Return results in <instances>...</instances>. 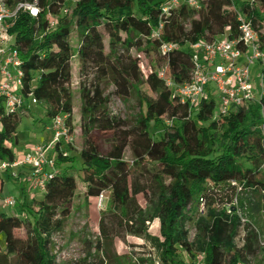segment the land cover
<instances>
[{"label":"trees","instance_id":"trees-1","mask_svg":"<svg viewBox=\"0 0 264 264\" xmlns=\"http://www.w3.org/2000/svg\"><path fill=\"white\" fill-rule=\"evenodd\" d=\"M167 1L76 0L68 14L62 12L70 6L67 0H40L41 12L37 17L19 13L9 32L14 36L22 60L25 101L17 110L8 112L0 99V160L15 157L12 143L16 142L19 122L29 112L31 98L42 107L47 119L65 115L71 134L75 56L82 80L88 76L94 80L95 76L111 75L116 92L126 97L131 89L135 90L141 70L138 60L130 55L119 64L111 61L110 54H115L119 47L127 51L132 47H147L159 52L161 42L176 43V48L159 55L162 63L167 62V74L181 83L191 77L190 45L223 36L237 38L238 14L250 22L264 46V0H240L239 8L231 6L232 0H199L197 9L182 4L164 15L162 7ZM50 16L55 18L53 26ZM159 20H163L160 39L151 35ZM105 37L110 50L104 56V64L89 65L94 55L103 56ZM157 68L145 74L155 97H142L145 110L137 117L136 126L123 131L106 153L91 140V130L98 127L115 131L122 123L109 115V98L101 89L94 87V82L89 83L92 90L83 84L81 128L85 140L78 153L79 160L67 151L72 143L62 142L64 147L55 144L50 151L55 167L49 171L39 197L31 203L29 197L36 195L29 194L22 186L17 198L19 210L0 211V234L4 235L0 264H57L51 237L63 228L71 212L77 181L70 170L75 164L86 186L85 196H99L109 191L111 204L122 216H130L139 225L132 234L141 236L146 221H158L157 236L153 239L163 264H186L185 257L193 258L199 250L205 253L209 264H235L246 256L255 258L264 249L259 246L255 230L247 227L245 244L237 248L235 241L241 231L239 217L217 206L234 193H264L261 104L250 101L224 116L215 112L216 100L212 97L192 107L172 97ZM261 101L264 102V97ZM164 117H168L169 124L163 123ZM151 126L162 128L154 130ZM127 147L131 152L130 162L124 158ZM144 161L153 164L148 170L146 185L135 179L130 182L132 166L137 167ZM20 175L18 171L16 176L10 171L8 174L16 181ZM4 182L0 177V189ZM237 187H240L238 192ZM138 193L148 196L147 209L137 205ZM237 199L243 207V197L237 196ZM201 200L206 203L207 211L196 223L195 238L189 240V227ZM22 228L24 233L17 234ZM200 239L202 246L197 248ZM140 261L146 262L148 258Z\"/></svg>","mask_w":264,"mask_h":264},{"label":"rangeland","instance_id":"rangeland-1","mask_svg":"<svg viewBox=\"0 0 264 264\" xmlns=\"http://www.w3.org/2000/svg\"><path fill=\"white\" fill-rule=\"evenodd\" d=\"M76 0H67L68 14H70L72 7ZM240 7V0H232L231 6ZM147 47H132L128 51L123 47L117 48L115 54H110L111 61L116 64L125 60L127 55L132 59H137L140 64V77L139 81L134 84L135 90L131 89L130 94L122 97L116 92L115 84L111 75L88 76L82 80L77 72L78 59L77 56L72 61V80L71 90L73 93V112H72V144L68 148V153L74 155L78 159V153L84 146L85 135L81 128V89L85 83L88 88L89 83H93L94 87H99L103 95L109 98L107 107L109 115L118 118L122 125L115 131H108L105 129L94 128L90 132V138L93 140L102 153H106L111 148V143L116 140L123 131L132 130L137 122L136 119L143 113L145 106L143 104V96L155 97V93L151 91L145 81V74L151 68H157L162 64L158 50L148 49ZM110 47L108 39L105 37L103 56L94 55L89 61V65H96V63L104 64V56L109 53ZM253 75L255 76L256 68L253 67ZM253 83L256 86L259 81L255 77ZM93 88H91L92 90ZM215 100L217 96L215 95ZM32 113V115L29 114ZM29 112L23 116L17 126L16 142L12 143L14 153L19 156L32 150L35 145H47L52 138L51 119L44 116L42 107L38 104H32L29 107ZM217 112V105L215 107ZM163 123L169 124L168 117L162 119ZM150 125H153L152 123ZM154 130L161 129L162 127L151 126ZM64 147V144L61 145ZM124 158L127 161H132L131 152L127 147L124 152ZM79 160V159H78ZM153 164L144 161L138 164L137 167L133 165V172L129 177V181L137 180L141 185H146L149 176L148 170L151 169ZM77 181V188L71 201V212L66 218L63 228L52 234L51 240L53 241L52 253L55 255L57 264H163L159 258V251L156 246L154 237L157 236L158 221H146L142 226L143 234L136 236L132 234V230L138 229L139 225L130 216H122L119 209L111 204V194L109 191L102 192L99 196H85V183L82 180L81 172L78 169V164L70 170ZM2 176L5 184L0 189V203L9 194L19 197L16 191L18 181L8 176L9 171L3 170ZM168 183L169 178H165ZM19 187V186H18ZM236 192L237 189L235 190ZM147 195L150 196L149 190ZM148 196L143 193H138L135 196L136 203L143 209L148 208ZM243 197V213L249 218L260 231L264 232V193L257 192L254 194H239ZM39 195L29 197V201L35 200ZM11 209L18 211L16 205L13 208L4 207L0 205V210ZM205 214H200L194 217V222L190 225L189 229H194L196 223ZM131 225V226H130ZM17 234H23L24 228L18 229ZM0 245H4V235L0 234ZM202 246L200 239L197 248ZM200 250L197 252V254ZM140 258H148V261L141 262ZM255 264H264V249L259 250L254 258Z\"/></svg>","mask_w":264,"mask_h":264},{"label":"built area","instance_id":"built-area-1","mask_svg":"<svg viewBox=\"0 0 264 264\" xmlns=\"http://www.w3.org/2000/svg\"><path fill=\"white\" fill-rule=\"evenodd\" d=\"M185 4L188 7L199 8V0H168L162 7V12L167 15L173 8ZM21 12H27L37 17L41 12L40 0H0V99L3 100L6 111L13 112L23 105L22 95L23 75L22 60L15 46L14 36L9 32V27ZM68 13V9L62 10ZM50 25L55 24V18L50 16ZM239 34L237 38L229 39L226 36L208 41L200 40L190 45L193 67L188 81L176 83L167 74V62L157 68L158 75L170 89L172 97L176 100L197 107L203 100L210 97L216 98L217 114L227 115L232 109L242 107L250 101L261 104L264 113V46H261L258 32L252 27L242 14L237 15ZM163 20H159L152 29L151 35L160 39ZM173 42H161L159 52L165 53L176 48ZM253 67L256 68L255 76ZM257 77L259 83L255 86L253 79ZM31 105L36 103L34 98ZM65 115H57L51 119L52 138L47 145H35L32 150L21 157L12 160H0V172L8 170L13 176L17 168L27 167L29 170L23 176L26 190L34 195L42 192L49 177V171L55 167L54 157L50 151L55 144L72 143L65 122ZM232 184L235 182L232 181ZM240 187H237V191ZM5 207L13 208L17 205V198L12 195L2 199ZM227 213H236L239 217L240 233L236 237L237 248L245 244L246 229H253L257 233L260 248H264V232L247 218L239 205L237 194L217 204ZM207 205L200 201L197 206L196 216L204 214ZM247 227V228H245ZM197 234L196 228L189 229V240ZM186 264H209L205 261V253L200 252L193 258L185 257ZM235 264H255L254 258L246 256L238 259Z\"/></svg>","mask_w":264,"mask_h":264},{"label":"crops","instance_id":"crops-1","mask_svg":"<svg viewBox=\"0 0 264 264\" xmlns=\"http://www.w3.org/2000/svg\"><path fill=\"white\" fill-rule=\"evenodd\" d=\"M9 146H10V143H7ZM24 154H20L19 156H17L16 154H15V157H21V156H23ZM21 175H20V179H18L17 181H18V185L15 187L16 188V191L20 194L21 193V190H22V186H25V182L24 181H22V178H23V176L25 175V173H27L28 172V168L27 167H20V168H17L16 169ZM0 177H3L2 176V173L0 172ZM4 184H5V182H4ZM19 186V187H18ZM3 193H4V196H8L7 194H5V190H3ZM40 192H38V193H36L37 195L39 194ZM36 194H34V195H36ZM0 205H3L2 203H0ZM5 207V206H4ZM0 211H12L11 209H3V210H0Z\"/></svg>","mask_w":264,"mask_h":264}]
</instances>
